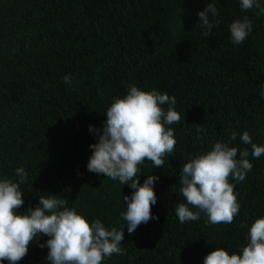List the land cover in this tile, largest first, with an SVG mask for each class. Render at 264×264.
Wrapping results in <instances>:
<instances>
[{"label": "trees", "instance_id": "16d2710c", "mask_svg": "<svg viewBox=\"0 0 264 264\" xmlns=\"http://www.w3.org/2000/svg\"><path fill=\"white\" fill-rule=\"evenodd\" d=\"M210 2L220 24L204 37L198 13ZM245 15L252 31L234 45L229 26ZM133 84L175 96L181 119L167 126L176 145L163 157L165 166L139 165L141 184L159 177L151 209L159 219L132 234L125 226L126 254L101 264H204L218 247L242 254L252 223L264 217V155L253 158L251 145L240 140L247 131L264 146V15L242 10L240 0H0V179L20 183L16 169L27 172L18 211L50 193L67 198V207L90 223L100 219L109 230L126 224L123 196L133 189L89 172L87 164L98 142L89 126L102 129L114 98ZM233 132L229 146L247 148L253 165L243 181L229 178L239 214L231 224H206L204 213L180 223L174 208L186 203L181 165L229 142ZM47 254L33 242L17 264H51Z\"/></svg>", "mask_w": 264, "mask_h": 264}, {"label": "clouds", "instance_id": "9594fccd", "mask_svg": "<svg viewBox=\"0 0 264 264\" xmlns=\"http://www.w3.org/2000/svg\"><path fill=\"white\" fill-rule=\"evenodd\" d=\"M240 7L245 11L256 9L258 15H264L261 0H240ZM198 16L196 27L203 30L204 37H209L213 28L220 24V20L215 19L219 16L215 3H208ZM252 27V20L247 15L233 21L229 26L231 42L242 44ZM62 79L70 84L72 77L66 75ZM260 88V95L264 97V84ZM165 104L167 109L162 107ZM175 105V96L157 90L144 91L133 84L122 98H114L105 113L102 129L89 126V130L96 133L98 142L90 145L93 152L87 164L88 171L118 180L133 189L130 196H123L127 207L121 218L126 224L119 229L112 227L109 230L100 219L90 223L75 208L67 207V198L50 193L39 195V203L21 213L18 210L25 201L20 183L27 180V172L23 167L16 169L20 183L0 179V264L5 260L17 264L27 255L33 242L40 248L47 247L46 260L51 264H101L113 254H126L121 247L125 239L124 227L132 234L142 223L159 219L151 211L157 202L154 184L159 177L148 175L141 184L139 165L147 160L153 168L165 166L163 157L174 153V129L167 126L180 122L181 116ZM236 138L237 133L233 132L229 142H216L210 151L189 158L181 165L179 192L186 203H179L174 208L180 223L196 221L201 213L207 217L206 224L234 222L240 204L234 192L235 185L229 178L239 183L253 167L247 148L241 150L229 146ZM240 140L251 145L253 158L264 155V146L253 143L247 131ZM41 235L49 239L39 243ZM247 239L242 254H229L223 247H218L204 258V264H264V217L255 219Z\"/></svg>", "mask_w": 264, "mask_h": 264}]
</instances>
